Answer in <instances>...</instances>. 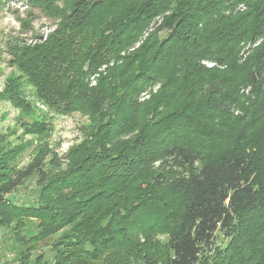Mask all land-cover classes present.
Listing matches in <instances>:
<instances>
[{"label":"trees","instance_id":"1","mask_svg":"<svg viewBox=\"0 0 264 264\" xmlns=\"http://www.w3.org/2000/svg\"><path fill=\"white\" fill-rule=\"evenodd\" d=\"M114 1L101 29L103 0L70 11L34 0L59 23L25 71L50 77L89 123L70 172L50 180L38 156L8 165L0 134V217L73 224L94 247L84 259L208 264L223 236L215 264H264L253 242L263 226L250 223L264 218V0ZM32 177L40 202L7 197Z\"/></svg>","mask_w":264,"mask_h":264},{"label":"rangeland","instance_id":"2","mask_svg":"<svg viewBox=\"0 0 264 264\" xmlns=\"http://www.w3.org/2000/svg\"><path fill=\"white\" fill-rule=\"evenodd\" d=\"M46 1L70 11L71 4L77 0ZM46 5L43 9L48 8ZM110 6L118 7L114 0H103L98 11L94 12L93 17L101 29L109 18ZM48 14V9L42 10L34 0H0V134L3 154L6 163L16 169L23 168L38 156L43 159L50 180L70 172L66 154L82 142L89 118L81 111L65 109L68 97L58 86L49 83L50 77L25 71L28 58L37 57L33 49L58 29L59 19ZM202 64L214 66L210 61H202ZM104 68L105 65L100 70ZM96 76L90 77V86L95 85ZM148 96L147 92L141 94L142 98ZM261 125L262 122L258 123L256 130L259 131ZM52 154H55L56 162L50 164ZM154 165L158 166L159 162ZM42 192L41 185L32 177L7 197L18 204H37ZM250 223L263 226L259 233L254 231L255 226L251 229L256 233L254 236H260L258 240L253 237L256 239L253 242L257 241L255 248L260 252L264 250V218L253 216ZM49 224L30 217H0V264H118L113 260L112 251H105L98 258L84 259L86 254L94 251L91 240L77 237L73 224L46 230ZM135 237L142 242L143 234L137 233ZM154 238L163 241L167 237L158 233ZM228 244L229 238L220 236L214 251L217 260L213 258L208 264L217 263L226 253ZM260 258L258 254L247 264H257Z\"/></svg>","mask_w":264,"mask_h":264}]
</instances>
